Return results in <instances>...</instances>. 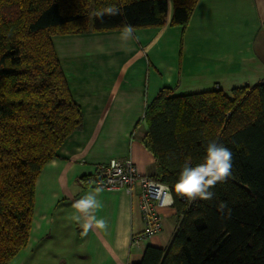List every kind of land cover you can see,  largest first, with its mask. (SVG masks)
Instances as JSON below:
<instances>
[{
  "label": "trees",
  "instance_id": "1",
  "mask_svg": "<svg viewBox=\"0 0 264 264\" xmlns=\"http://www.w3.org/2000/svg\"><path fill=\"white\" fill-rule=\"evenodd\" d=\"M169 1V25L185 27L198 0ZM167 14L168 0H0V264L25 248L37 178L82 126L51 38L161 28ZM143 121L178 227L168 247L148 245L130 264H264V80L229 94L161 89ZM210 140L232 150V176L211 201L183 203L175 177Z\"/></svg>",
  "mask_w": 264,
  "mask_h": 264
},
{
  "label": "crops",
  "instance_id": "2",
  "mask_svg": "<svg viewBox=\"0 0 264 264\" xmlns=\"http://www.w3.org/2000/svg\"><path fill=\"white\" fill-rule=\"evenodd\" d=\"M169 20L168 0L161 28L51 38L83 121L38 176L27 244L9 264H130L148 245L168 247L178 227L172 207L161 209V232L133 247L131 235L143 228L137 188L132 195L97 192L95 169L129 157L141 175L155 174L141 142L145 108L161 89L172 96L229 94L263 81L264 0H198L185 27ZM87 193L97 195L102 206L92 215L107 220L105 229L87 227L75 208Z\"/></svg>",
  "mask_w": 264,
  "mask_h": 264
},
{
  "label": "clouds",
  "instance_id": "3",
  "mask_svg": "<svg viewBox=\"0 0 264 264\" xmlns=\"http://www.w3.org/2000/svg\"><path fill=\"white\" fill-rule=\"evenodd\" d=\"M102 14V12L97 13V15ZM232 168V150L223 143L210 140L199 162L193 163L191 158H187L179 168L174 181L175 193L189 202L194 199L211 201L214 197L213 189L231 178ZM74 206L86 217L87 227L95 226L100 229L107 227L108 222L104 217L98 218L92 215L93 210L102 206L96 194L87 193L76 201ZM218 207L223 209L225 205L221 202Z\"/></svg>",
  "mask_w": 264,
  "mask_h": 264
},
{
  "label": "built area",
  "instance_id": "4",
  "mask_svg": "<svg viewBox=\"0 0 264 264\" xmlns=\"http://www.w3.org/2000/svg\"><path fill=\"white\" fill-rule=\"evenodd\" d=\"M92 185L107 191L123 190L129 195L137 188L143 228L131 235V246L138 247L161 232L163 221L160 210L171 207L173 203L169 187L152 177L141 175L129 157L97 166ZM181 202L191 204L193 200L189 202L181 198Z\"/></svg>",
  "mask_w": 264,
  "mask_h": 264
},
{
  "label": "rangeland",
  "instance_id": "5",
  "mask_svg": "<svg viewBox=\"0 0 264 264\" xmlns=\"http://www.w3.org/2000/svg\"><path fill=\"white\" fill-rule=\"evenodd\" d=\"M167 213V212H166ZM160 214H161V210H160ZM162 216V215H161ZM162 221H163V219H162ZM168 221L169 222H173V223H175L176 222V218L175 217H170V218H168ZM169 235L170 234H163L162 236H164L165 238H167V237H169Z\"/></svg>",
  "mask_w": 264,
  "mask_h": 264
}]
</instances>
